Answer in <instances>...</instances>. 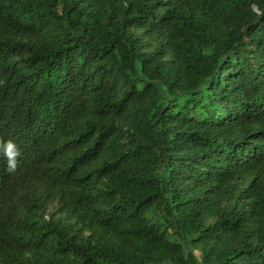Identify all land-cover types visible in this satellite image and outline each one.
I'll use <instances>...</instances> for the list:
<instances>
[{
    "label": "trees",
    "instance_id": "trees-1",
    "mask_svg": "<svg viewBox=\"0 0 264 264\" xmlns=\"http://www.w3.org/2000/svg\"><path fill=\"white\" fill-rule=\"evenodd\" d=\"M0 138V264H264V0H0Z\"/></svg>",
    "mask_w": 264,
    "mask_h": 264
},
{
    "label": "clouds",
    "instance_id": "clouds-1",
    "mask_svg": "<svg viewBox=\"0 0 264 264\" xmlns=\"http://www.w3.org/2000/svg\"><path fill=\"white\" fill-rule=\"evenodd\" d=\"M0 150H2L4 157L7 161V170L13 172L17 167V157L20 155L16 143L9 139L7 141L0 138Z\"/></svg>",
    "mask_w": 264,
    "mask_h": 264
},
{
    "label": "rangeland",
    "instance_id": "rangeland-1",
    "mask_svg": "<svg viewBox=\"0 0 264 264\" xmlns=\"http://www.w3.org/2000/svg\"><path fill=\"white\" fill-rule=\"evenodd\" d=\"M195 253H196V251H195Z\"/></svg>",
    "mask_w": 264,
    "mask_h": 264
}]
</instances>
